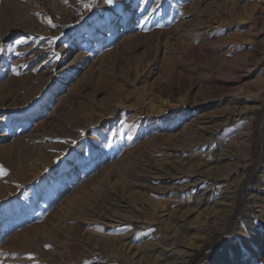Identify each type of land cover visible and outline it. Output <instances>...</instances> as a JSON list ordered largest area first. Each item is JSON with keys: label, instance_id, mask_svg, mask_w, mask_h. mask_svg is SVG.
I'll use <instances>...</instances> for the list:
<instances>
[{"label": "rangeland", "instance_id": "rangeland-1", "mask_svg": "<svg viewBox=\"0 0 264 264\" xmlns=\"http://www.w3.org/2000/svg\"><path fill=\"white\" fill-rule=\"evenodd\" d=\"M0 165V264L216 261L264 229V0H0Z\"/></svg>", "mask_w": 264, "mask_h": 264}, {"label": "bare ground", "instance_id": "bare-ground-1", "mask_svg": "<svg viewBox=\"0 0 264 264\" xmlns=\"http://www.w3.org/2000/svg\"><path fill=\"white\" fill-rule=\"evenodd\" d=\"M215 146L217 147V146H220V143L219 142H216L215 143ZM188 176H190L191 178H195L196 177V174L195 173H190V174H187ZM187 175H183V178H185V176H187ZM264 176V175H263ZM182 178V177H181ZM198 181H199V179H197L195 182H193V183H198ZM191 183V182H190ZM189 183V184H190ZM192 184V183H191ZM199 184V183H198ZM197 184V185H198ZM194 184H192L191 186H193ZM190 186V187H191ZM196 186V185H195ZM260 188H262L263 186H264V179L262 180V183L260 184ZM165 188V187H164ZM159 192L160 194H162L163 193V191H161V190H157V188L155 189V192ZM187 191H188V189L187 188H185L184 187V190L183 191H178L177 192V197L174 199V200H172L171 202H172V204H174V205H177V204H182L183 202H186V199L187 198H185L186 196H187ZM253 195L254 194H251V199H253ZM185 198V199H184ZM154 200L153 201H151V205H152V209L154 210V212H156L157 210H159L160 208H162V207H165V206H168V204L170 203V201H169V199H165L162 203H161V205H162V207H160V204L157 202V201H155L156 199L155 198H153ZM189 199V198H188ZM235 201H236V196L234 195V196H232V199H231V201L230 202H232V204H235ZM260 205H258V207H260V208H263V206H264V197L262 198V203L260 202L259 203ZM140 206V205H139ZM172 207H173V205H172ZM174 209L173 210H175V206L173 207ZM252 208H253V206H252ZM163 209H166V208H162V210ZM167 209H170V208H167ZM172 210V209H171ZM172 210V212H174ZM178 210V209H177ZM160 213V212H159ZM154 215V214H153ZM152 215V216H153ZM156 215V214H155ZM154 215V216H155ZM175 215V214H174ZM172 216V215H171ZM250 217L249 218H251V214L249 215ZM137 217V216H136ZM161 217V216H160ZM159 217V218H160ZM163 217V216H162ZM165 217H166V215H165ZM248 219V218H247ZM161 220V219H160ZM244 220H246V219H244ZM243 220V221H244ZM247 221V220H246ZM151 222V221H150ZM152 222H154V221H152ZM157 222V221H156ZM141 223H143V222H141ZM161 223V222H160ZM245 223V222H244ZM248 224H249V227H248V235L249 236H251V237H245V238H242L241 239V243L239 244V246H236L235 248H234V246L232 245H230V244H228L226 247H225V249H223V251H222V253L220 254V256L217 258V260L216 261H214V262H212L211 264H224V263H226V264H233V262L234 261H237L239 258V256H238V253L237 254H235L234 252L233 253H231V254H229L228 255V253H227V251L229 250V249H233V250H238V247H242V248H244L245 250H246V252H245V256L242 258V259H245V257H247V256H252L255 252H256V250H257V247L254 245L255 243H257L261 238H262V233L264 232V229L262 228V226L258 223V222H255V221H248ZM155 225H157V223L155 224H148V223H145L144 222V225H142L141 227H137V228H140L139 230H135L136 232L134 233V241H136V242H139V241H142L143 240V238H147V237H149V236H152V235H154L155 234V228L154 227H156ZM204 240H200V241H198V243L196 244V245H194V246H192V247H190L189 249L191 250V251H193V250H195L196 248H198L200 245H201V243L203 242ZM229 256V257H228ZM240 260V259H239ZM186 262H187V259H185V260H183L182 262H181V264H186Z\"/></svg>", "mask_w": 264, "mask_h": 264}, {"label": "snow or ice", "instance_id": "snow-or-ice-1", "mask_svg": "<svg viewBox=\"0 0 264 264\" xmlns=\"http://www.w3.org/2000/svg\"><path fill=\"white\" fill-rule=\"evenodd\" d=\"M65 2H67V0H65ZM113 2L114 0H108L109 4H112ZM87 7L91 8V5H87ZM0 175H7V170L2 165H0ZM29 258L31 259L32 257Z\"/></svg>", "mask_w": 264, "mask_h": 264}, {"label": "trees", "instance_id": "trees-1", "mask_svg": "<svg viewBox=\"0 0 264 264\" xmlns=\"http://www.w3.org/2000/svg\"><path fill=\"white\" fill-rule=\"evenodd\" d=\"M204 261H206V260H204Z\"/></svg>", "mask_w": 264, "mask_h": 264}]
</instances>
